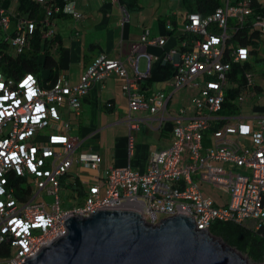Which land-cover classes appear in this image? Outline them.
<instances>
[{
	"label": "built area",
	"instance_id": "obj_1",
	"mask_svg": "<svg viewBox=\"0 0 264 264\" xmlns=\"http://www.w3.org/2000/svg\"><path fill=\"white\" fill-rule=\"evenodd\" d=\"M67 1L63 13L78 17L75 1ZM250 4L251 0H226L204 18L198 14L185 17L182 31L188 38L180 50H171L162 61L175 70L169 79L172 93L189 85L199 92L191 102L192 116L184 121L185 108L179 111L174 118L170 146L152 153L144 172L128 167L103 169L101 155L75 153L77 139L61 133L43 137L41 132L60 124L61 108L80 117L82 99L96 82H104L111 76L123 81L128 114L146 109L158 119L168 118L167 104L172 96L157 91L146 97L139 91V81L149 75L153 61L146 47H162L165 38H151L145 30L140 42L129 47L124 61L101 55L76 84L61 74L51 88L42 89L32 73L13 79L0 71V250H9L10 255L0 256V264L25 263L56 237L66 234L63 226L68 216L86 217L100 209L133 210L154 225L183 214L194 221L198 230L209 231L215 222L231 223L252 233L264 228V114L247 118L218 114L230 60L241 62L249 56L248 49L242 46L227 51L233 32L229 22L242 24L251 14ZM53 7L48 16L58 11ZM118 8L123 25L129 14L119 4ZM47 19L45 25L49 28L44 37L49 38L53 37L54 29ZM254 26L264 36V16H259ZM34 28L32 19L19 18L0 8V43L7 42L10 53L24 50ZM4 55L0 54V66ZM140 58H145L148 64L144 75L138 71ZM127 68L132 70L133 78ZM245 78L251 83V75L246 74ZM249 97L241 96L238 100L244 102ZM243 118L245 123L241 122ZM249 119L254 121L252 127ZM129 127L135 129L137 125ZM246 137L251 140L250 146L243 139ZM74 164L81 170L94 172L95 176L83 181L81 176L74 175L87 185L86 196L82 206L64 209L60 179ZM10 176L28 178L31 189L32 185L37 189L36 194L25 202L17 200L9 185ZM201 184L226 193V204L220 206L205 196ZM102 188H106L103 197ZM42 192L53 198L49 212L44 202L35 201Z\"/></svg>",
	"mask_w": 264,
	"mask_h": 264
},
{
	"label": "crops",
	"instance_id": "obj_2",
	"mask_svg": "<svg viewBox=\"0 0 264 264\" xmlns=\"http://www.w3.org/2000/svg\"><path fill=\"white\" fill-rule=\"evenodd\" d=\"M2 1L5 0H0V5H2ZM14 1L12 0L9 5V11L13 9ZM73 1H75V12L78 17H71L77 23L81 22V25L80 28L76 26L70 30L71 36L73 35L75 39H73L67 54L65 50H62L59 63L61 74H64L71 84H76L100 55L112 60L124 61L126 54L129 53V47L139 43L144 31L148 30L151 38H165L166 43L162 47H146V53L153 57L147 76L150 80L149 82H147L148 79L142 81L139 91L146 97L157 91H163L166 95L172 96L167 109L169 117L158 119L146 109L131 111L128 114V98L122 89L123 81L118 77L111 76L104 82H96L82 99L80 117H76L67 109H59L61 122L58 126L50 128L48 134H67L77 139L78 147L75 153L101 155L103 169L128 167L135 172H144L147 168L148 157L152 153L170 146L174 118L179 111L185 108L184 121L190 118L193 113L191 103L183 104L184 106L180 104L177 109L170 108V103L177 92L172 93L169 79H162L161 74L157 71V64L163 60L165 54L179 48L178 36L181 32L178 33V30L181 31L185 18L182 17L181 22H178L177 13L164 12L163 16H159L155 20L152 17L156 14L152 16L148 14L146 19L139 18L133 24L128 20L121 25L122 15L117 0ZM135 14H141V11ZM71 17L62 20H71ZM55 32L60 35L56 30ZM60 39L61 46L64 47L61 35ZM91 43H95L97 46L90 49ZM147 65L145 58L139 59L138 71L141 75L147 73ZM140 66L143 68L142 71ZM127 72L130 78L134 77L130 68H127ZM129 124L137 125V128L130 129ZM72 168L76 170L70 173ZM71 169L69 173L75 175L77 172V175L81 176L80 180L83 181L95 176L94 172L81 170L75 164ZM221 199L223 202L220 206H223L227 199H223L222 196Z\"/></svg>",
	"mask_w": 264,
	"mask_h": 264
},
{
	"label": "trees",
	"instance_id": "obj_3",
	"mask_svg": "<svg viewBox=\"0 0 264 264\" xmlns=\"http://www.w3.org/2000/svg\"><path fill=\"white\" fill-rule=\"evenodd\" d=\"M67 2V0H44L42 2L15 0L13 9L9 11V5L12 3V0L2 1V5H0L1 9L17 15L19 18L27 17L28 19H32L35 25L34 32L29 37V44L21 53H10L11 50L7 42L2 41L0 43V54L4 55L5 53L2 58L0 71L5 77L17 79L26 73H32L42 89H49L55 84L61 74L59 63L62 56V42L60 35L55 32L54 25L57 20L69 19L72 16L63 13V8ZM225 2L226 0H181L183 18L190 14H198L204 18L214 13ZM117 3L128 14L139 12L142 9L139 0H117ZM53 6L58 11L52 12L48 16L47 13ZM250 7L251 14L245 17L242 24L229 22V26L233 28V32H230L231 39L229 40L227 51L229 52L234 46H242L248 49L249 56L247 60L241 62L230 60V70L226 74V85L224 87V100L218 113L222 116L237 115L239 113V106L236 104L238 98L241 96L248 98L250 94H253L254 96L249 98L250 101H254V98H257L258 94L262 91L261 86L256 82L257 70L255 67L256 64L264 62L263 57L259 55V45L263 34L260 29L254 26V22L259 16H264V0H251ZM46 19L53 25V37H44L46 30L49 28L45 25ZM187 38L188 35L181 29V33L178 36L180 43L179 50L182 42ZM95 46L97 44L91 43L89 48H95ZM7 52L10 54H7ZM157 71L161 74L162 79L166 80L170 79L175 72L171 64L168 62L163 63L162 60L157 64ZM246 74L252 76L251 83H247ZM261 74L264 78V74ZM145 79H148L147 82L150 80L149 77L142 78L139 84L145 81ZM204 80L205 78L201 79L202 82ZM167 107H169V102ZM66 179L70 180L67 182ZM28 182V178L26 177H9V185L14 189L17 200L25 202L29 197L34 195ZM22 183H26L28 187L23 188L21 186ZM60 184L64 194L68 187L72 198L77 202L76 206L67 207L65 201L62 200L61 205L64 209L82 206L86 190L88 189L87 185L82 183L74 174L70 173L60 179ZM68 199L70 205V198ZM209 232L212 236L219 238L224 244L229 245L245 256L250 264H264V228L260 232L252 233L231 223L215 222L210 227ZM3 249L0 250V256L9 257V250L4 249L2 251Z\"/></svg>",
	"mask_w": 264,
	"mask_h": 264
},
{
	"label": "water",
	"instance_id": "obj_4",
	"mask_svg": "<svg viewBox=\"0 0 264 264\" xmlns=\"http://www.w3.org/2000/svg\"><path fill=\"white\" fill-rule=\"evenodd\" d=\"M64 224V236L23 264H250L183 214L154 225L133 210L100 209Z\"/></svg>",
	"mask_w": 264,
	"mask_h": 264
},
{
	"label": "rangeland",
	"instance_id": "obj_5",
	"mask_svg": "<svg viewBox=\"0 0 264 264\" xmlns=\"http://www.w3.org/2000/svg\"><path fill=\"white\" fill-rule=\"evenodd\" d=\"M140 5L142 9H140L141 14H135L131 13L129 14V22L131 24L135 23L138 21V19H146V15L150 14L151 16L153 14L154 17H152L154 20L157 19L159 16H163L164 12H172V13H177V21L181 22L182 20V4L181 0H139ZM150 16V18H151ZM151 21V20H150ZM128 22V23H129ZM157 24V22H155ZM81 22L77 23L76 20L73 18L71 20H57V22L54 25V29L60 33V35L63 38L64 41V47H62V50H65V53H68V49L70 48V45H72V41L74 36H71V29L75 28L78 26L80 28ZM14 25L11 24V31L13 30ZM180 29L178 30V33H180ZM259 55L260 57H263L264 59V36L261 38V42L259 45ZM143 62L141 61V64ZM156 63V62H155ZM255 69L257 70V76H256V82L261 86L262 91L258 94L257 98H254V101L247 100L244 102H241L239 100H236V104L239 106V113L238 116L241 115L242 117H252L255 115L259 114H264V78L262 77L264 74V62L263 63H258L256 64ZM140 70L142 71L143 68L140 66ZM261 74V75H260ZM200 81V80H199ZM202 85L204 84L203 82L201 83ZM199 92V89L196 88L193 85H189L186 88L182 89L181 91H178L171 103H170V108H179L180 104H190L194 98V96ZM184 106V105H183ZM65 109V108H63ZM243 118L241 119L242 123H245L246 119ZM253 120L249 119L248 124L252 127L253 125ZM8 129H5V132H7ZM49 133V129H44L41 132L42 136H48L47 134ZM244 141L246 142L247 145H251V140L249 137L243 138ZM72 171L70 173H73V170H76L75 168L71 169ZM77 174V172H76ZM67 182L70 179H66ZM21 186L23 188L28 187L26 183H22ZM201 191H203L204 195L207 197L212 198L218 205H220L223 201L221 199V196L223 199H228L227 194L224 192H221L213 187H211L208 184H201L200 185ZM32 191L33 194L35 195L37 192V189L32 185ZM106 188L101 189V197L105 195ZM61 196L62 199L65 201L66 206L74 207L77 205V202L72 198V195L70 194L69 188L67 187L66 193L64 194L63 190L61 189ZM70 198V205H69V199ZM36 202H44L46 204V211L49 212L48 205L50 206L51 203L53 202L52 196H48L45 194V192H42L36 199ZM148 220V219H147ZM220 242H222L220 240ZM223 243V242H222ZM243 256V255H242ZM245 257V256H244Z\"/></svg>",
	"mask_w": 264,
	"mask_h": 264
}]
</instances>
